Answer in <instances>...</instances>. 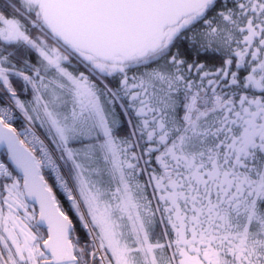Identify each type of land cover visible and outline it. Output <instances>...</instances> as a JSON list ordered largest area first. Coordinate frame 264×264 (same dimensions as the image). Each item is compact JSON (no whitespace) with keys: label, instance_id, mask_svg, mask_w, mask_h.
Listing matches in <instances>:
<instances>
[{"label":"snow or ice","instance_id":"snow-or-ice-1","mask_svg":"<svg viewBox=\"0 0 264 264\" xmlns=\"http://www.w3.org/2000/svg\"><path fill=\"white\" fill-rule=\"evenodd\" d=\"M0 264H264V0H0Z\"/></svg>","mask_w":264,"mask_h":264},{"label":"trees","instance_id":"trees-1","mask_svg":"<svg viewBox=\"0 0 264 264\" xmlns=\"http://www.w3.org/2000/svg\"><path fill=\"white\" fill-rule=\"evenodd\" d=\"M58 199L61 201L62 208L70 215V217H73V213L70 211V207L64 200L63 196L58 194Z\"/></svg>","mask_w":264,"mask_h":264},{"label":"built area","instance_id":"built-area-1","mask_svg":"<svg viewBox=\"0 0 264 264\" xmlns=\"http://www.w3.org/2000/svg\"><path fill=\"white\" fill-rule=\"evenodd\" d=\"M20 126H21V124H20V122L18 121V122H17V127H20Z\"/></svg>","mask_w":264,"mask_h":264}]
</instances>
